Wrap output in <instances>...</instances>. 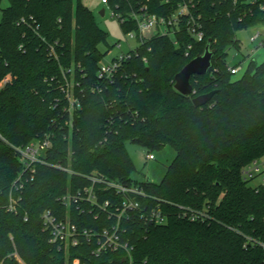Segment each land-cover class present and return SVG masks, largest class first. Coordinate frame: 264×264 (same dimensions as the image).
<instances>
[{"label":"trees","instance_id":"16d2710c","mask_svg":"<svg viewBox=\"0 0 264 264\" xmlns=\"http://www.w3.org/2000/svg\"><path fill=\"white\" fill-rule=\"evenodd\" d=\"M5 1L0 20V264H21L14 252L24 264H70L74 258L84 264L126 262L121 249L94 255L88 243L64 251L48 242L40 213L46 208L60 216L65 212L57 197L68 187L87 184L77 175L37 164L33 180L20 192L17 212L5 209L22 169L13 146L36 139L49 140L48 161L139 183L153 197L151 203L167 213L164 225L147 223L137 213L123 220L122 237L132 245L133 264H262L264 249L248 238L264 241V188L250 185L241 170L264 154V61L250 60L233 78L227 50L239 49L236 32L264 23L263 13L241 0H107L124 33L137 30L133 13L169 15L181 2L189 5L203 32L196 40L183 18L173 38L157 33L142 40L107 79L97 71L106 52L99 45L107 44L108 35L81 0L75 5L72 0ZM29 16L38 33L17 23ZM208 40L215 50L211 68L192 75V93L183 95L174 88V76L203 53ZM211 91L206 104L193 105L194 97ZM126 142L147 152L166 145L174 149L159 182L132 178L135 167ZM101 195L113 197L109 190ZM190 210L205 211L207 217L192 220ZM70 212L80 226L99 229L113 223L102 215L97 220L79 215L75 208Z\"/></svg>","mask_w":264,"mask_h":264},{"label":"built area","instance_id":"2783aa9c","mask_svg":"<svg viewBox=\"0 0 264 264\" xmlns=\"http://www.w3.org/2000/svg\"><path fill=\"white\" fill-rule=\"evenodd\" d=\"M241 1L249 4L250 8L256 7L263 13L264 17V0ZM101 2L108 4L107 0H101ZM112 15L114 14L112 13ZM132 17L136 21L137 30L134 33L130 32L129 37H136L139 42L147 39L145 35L154 28L157 30L154 34H167L171 37L174 32L178 31L183 18H187L190 34L196 40L203 38L200 25L194 20L189 5L186 2L179 3L169 15H158L142 11L140 14L133 13ZM17 23L24 24L38 33V25L32 16L28 18L21 17ZM259 24L264 25V23ZM250 41L251 43L257 42L256 47H264V30L255 31L250 37ZM117 46L120 47L121 45L117 44ZM18 48L23 49V45L20 44ZM188 48H190V45ZM49 49L53 51V45H50ZM185 54L187 55L188 52ZM126 57L127 54L124 53L118 56L116 60H111L109 63H101L97 71L98 77L112 78L120 61ZM228 70L234 75L241 70V66L238 64L230 65ZM8 78V76H5L3 82L5 83ZM66 89V94L69 96L68 83L66 84ZM50 146V142L47 139H36L24 146H13L22 163V169L12 182L5 209L9 212H17L21 200L20 192L26 183L33 180L37 164L47 165L68 174L77 175L85 179L87 184L74 189L73 187L72 189L68 187L65 193L57 197V201L66 208L65 212L60 216L52 209L46 208L40 213L42 230L48 233V242L64 251H67L71 247L88 243L92 245L91 251L94 255H99L105 251H117L121 249L126 254L125 264H133L131 256L132 245L122 237L125 232L123 220L129 219L132 213H137L147 223L164 225L167 222V213L160 206H154L151 203L154 200L153 197L146 193L139 183H121L109 179L99 172L79 173L59 162L48 161L47 150ZM154 158L155 156L152 152L146 154L147 160H153ZM241 175L243 179L249 183H253L251 184L253 187L264 188V154L245 165L241 170ZM256 180L258 181L255 182ZM108 190L112 192L113 197L102 199L101 194ZM71 208H75L79 215L88 213L93 215L96 220L99 215H102L107 220H113V223L100 227L99 229L80 226L73 221L70 212ZM189 217L192 220L204 219L207 217V213L200 210H190ZM24 220H27V216L24 217ZM248 239L252 244L264 249V241ZM13 255L21 264H24L15 252ZM70 264L84 263L79 258H74ZM262 264H264V260Z\"/></svg>","mask_w":264,"mask_h":264},{"label":"rangeland","instance_id":"374dc122","mask_svg":"<svg viewBox=\"0 0 264 264\" xmlns=\"http://www.w3.org/2000/svg\"><path fill=\"white\" fill-rule=\"evenodd\" d=\"M81 2L92 11L96 23L108 35L107 44L102 43L99 45L102 52L106 51L101 63H109L112 58L118 57L137 46L139 43L138 38L129 37V34L134 33V31L124 33L121 30L119 22L116 17L112 16L111 8L108 4L102 3L101 0H81ZM72 3L75 5L76 0H72ZM6 4L5 0L1 3L0 20L2 18V8ZM102 9L104 11L103 14H101ZM257 30H264V25L257 24L236 32V37L240 41V47L239 49L230 48L227 50V62L229 65L238 64L241 66V70L237 74H234L233 78H238L244 73L250 60L253 59L257 63L264 61V47H256L257 42L251 43L250 41V37ZM156 32L157 30L154 28L145 36L149 38ZM173 37L171 35V38ZM117 44L121 46L118 47ZM126 149L135 167L132 178L138 181L148 178L150 181L159 182L167 166L175 156L174 149L169 145L164 146L160 150L152 151L155 156L153 160L146 159L147 150L138 144L126 142Z\"/></svg>","mask_w":264,"mask_h":264},{"label":"water","instance_id":"95a60500","mask_svg":"<svg viewBox=\"0 0 264 264\" xmlns=\"http://www.w3.org/2000/svg\"><path fill=\"white\" fill-rule=\"evenodd\" d=\"M103 9L101 14H103ZM215 50L210 48V40L207 41L205 49L202 54L196 55L190 59L174 76V88L183 95L192 93V85L190 78L192 75H201L209 71L212 64V57ZM214 94V91L198 95L192 99L194 106H202L206 104ZM148 181H150L147 178Z\"/></svg>","mask_w":264,"mask_h":264}]
</instances>
